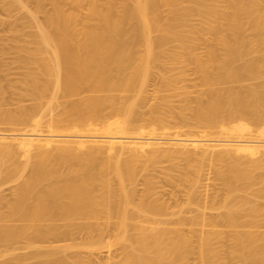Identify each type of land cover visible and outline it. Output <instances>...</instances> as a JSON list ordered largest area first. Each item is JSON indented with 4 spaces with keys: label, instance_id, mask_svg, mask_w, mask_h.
<instances>
[{
    "label": "bare ground",
    "instance_id": "6f19581e",
    "mask_svg": "<svg viewBox=\"0 0 264 264\" xmlns=\"http://www.w3.org/2000/svg\"><path fill=\"white\" fill-rule=\"evenodd\" d=\"M13 1L27 9L35 28L15 47L25 67L21 95L32 106L0 109V186L17 182L13 203L0 196V241L27 234L28 246L36 247L48 238L66 240L74 230L86 240L51 244L35 263L16 257L0 264H87L69 251L82 247L98 256L115 244L122 253L105 264H187L190 235L159 227L164 221L155 218L166 206L152 197L151 171L163 158L189 162L178 169V179L170 178L188 181L190 198L202 172L190 163L220 164L215 173L228 192L224 204L234 205L215 222L239 227L245 211L253 221L264 217L262 205L240 195L250 190L264 198L256 187L264 183L256 172L264 170V0H226V6L222 0H52L49 11L42 0H33V11L24 0ZM67 2L88 4L90 18L68 11ZM189 63L200 75L198 91L182 90ZM247 79L261 81L243 88ZM55 103L60 111L46 119ZM141 168L148 174L137 200L133 186ZM113 215L115 238L105 241L94 220L104 218L108 226ZM11 221L30 226L6 224ZM256 230L236 231L233 255L241 264H264V244L256 243L264 231ZM212 233L201 238L210 264L217 254Z\"/></svg>",
    "mask_w": 264,
    "mask_h": 264
},
{
    "label": "rangeland",
    "instance_id": "374dc122",
    "mask_svg": "<svg viewBox=\"0 0 264 264\" xmlns=\"http://www.w3.org/2000/svg\"><path fill=\"white\" fill-rule=\"evenodd\" d=\"M27 4L29 10H36L37 3L35 1L24 0ZM43 5H45L46 10L52 9V0H42ZM221 5L226 6L227 1L222 0ZM65 8L68 11H73L81 16V18H90L88 14V4H85L83 7L78 8L73 3L67 2L65 3ZM45 14L40 13L39 19L44 22L45 21ZM192 24L198 26L200 24L199 16H193ZM17 29L18 34H15V30ZM16 31V32H17ZM35 33L34 24L31 22L27 9L21 8L18 4H16L13 0H0V90L4 93H0V109L8 110L9 109L15 110L20 103L32 106V101L28 96H22V92L24 91V86L21 83L22 78L24 77L25 67L23 64L18 62L19 53L15 47L22 39H28V36ZM27 37V38H26ZM21 42V41H20ZM3 46V50L1 47ZM2 51V52H1ZM198 52L201 55L205 54V45L201 44L198 48ZM167 68H164L163 72H166ZM185 73L188 77V80L184 82L182 89L183 91H198L201 89L200 82V75L198 74L195 66L192 63H189L185 67ZM154 79H157L156 77ZM157 81V80H154ZM253 80L247 79L244 83L242 82L243 88L249 86H255L261 80ZM264 81V80H263ZM260 83V82H259ZM258 83V84H259ZM241 84V83H240ZM238 84V85H240ZM254 84V85H253ZM228 85H231L228 83ZM242 85L240 87H242ZM245 85V87H244ZM22 86V87H21ZM227 86V84H225ZM152 88V86H151ZM192 101H194V97L196 92L193 94ZM59 103L64 102L65 99H58ZM191 102V105H195L194 102ZM58 103V102H57ZM55 103V107L53 105V109L51 114L47 116L46 119H50L53 114L60 111L61 107L60 104L57 105ZM181 102L180 100H176L175 104L179 105ZM62 104V103H61ZM57 105V106H56ZM1 123V122H0ZM2 124V123H1ZM5 126L2 124V127ZM1 127V125H0ZM24 160V157H21ZM21 161V160H20ZM189 165V162L183 159H170V158H163L158 164L155 170L151 171L154 174L155 180V191L152 195L153 198L160 200L165 204H162L165 208L163 211H159L155 214V218L164 222H168L165 224L164 222L159 225V227H171V228H178L181 229L185 234L190 235L189 237L192 238V251L187 255L186 261L187 264H210L209 259V252L207 246L202 247L201 245V238L205 236V232L213 231L212 235H210V243L215 250L216 254V261L214 264H241L239 258H236L233 255L234 250L238 247L237 240L235 238L236 231L240 232H249L256 230L260 232L264 231V217L261 216L257 218V220L261 218L260 221L256 219L253 221V217L249 215V212L245 211L244 215L242 214V218L238 223L241 224L239 227L233 226L228 221H220L217 223L215 222V215L218 213H226L228 208L234 204H224L225 202L229 201L228 192L226 187L224 186L223 182L219 177L216 176V168L220 166L216 161H206L200 162L199 160H193L190 165L193 167H200L201 171L199 175V183L193 186L194 188V195L191 197L193 198V203L189 204V199L191 196V184L188 181H176L175 183L171 180L170 175L174 178L178 179V169L184 168ZM63 166V165H62ZM65 167V166H64ZM67 167V166H66ZM63 169V167L61 168ZM67 169V168H65ZM64 170V169H63ZM258 170V169H257ZM260 175L264 178V170L259 169ZM148 174L147 171L144 169H140L139 172V180L134 187L136 199L139 200L144 193L145 184L144 180L146 175ZM178 174V175H177ZM144 175V178H142ZM177 175V176H176ZM198 178V175L196 176ZM142 178V179H141ZM17 182L7 183L0 186V196H3L6 200V203H13L15 198V188ZM257 188L264 189V183L259 184L256 186ZM241 196H248L251 199L262 207H264V198H257L253 191L248 192H241ZM192 200V199H191ZM216 203V204H213ZM206 207H205V205ZM10 204H4L2 211H8V206ZM208 206V208H207ZM214 206V208H211ZM130 209H133L130 206ZM205 211V212H204ZM161 212V213H160ZM176 212V213H175ZM165 213V215H164ZM167 214V215H166ZM175 214V215H174ZM205 214L206 220H202L200 215ZM166 217V218H165ZM190 217H194L195 219L192 220ZM160 218V219H159ZM163 219V220H162ZM170 221H168V220ZM252 219V225L249 226V220ZM113 222H110V221ZM117 218L113 215V218L109 220V225L104 226L105 221L104 218L98 219L95 221V227L103 228L105 231V241H114L115 236V225L114 223ZM166 220V221H165ZM192 220L193 222H190ZM93 221V222H94ZM115 221V222H114ZM256 221V222H255ZM102 222V223H101ZM104 222V223H103ZM62 223V222H61ZM192 223V224H191ZM217 223V224H216ZM249 223V224H248ZM254 223H259L255 227H253ZM7 225H15V226H25L27 224L19 221H11L6 222ZM103 224V225H102ZM116 224V223H115ZM261 224V225H260ZM114 225V227H113ZM30 226V225H27ZM100 226V227H99ZM253 228H252V227ZM109 227V228H108ZM95 228V229H98ZM113 228L115 231H113ZM108 231H106V230ZM32 229H28L31 231ZM74 230V234L68 235L66 240L62 238V240L55 241L54 238H48L41 241H37L36 247H29L28 246V235L23 234L16 240H3L0 241V261L3 260H14L16 257H24L27 258L29 263L37 262V258H34L35 255L41 254H48L51 252L49 245H61V244H68V243H77L86 240V235L79 234V230ZM114 234H112L111 233ZM110 232V233H109ZM203 232V235L201 234ZM112 234V235H110ZM207 236V235H206ZM205 236V237H206ZM258 245L264 244L263 239H259L256 242ZM105 251V252H104ZM101 254L97 255H89L88 251L82 247H77L71 249L69 252L74 255L73 253L77 252L80 253V256L84 259V261L88 262L87 264H105L108 261L111 263L114 260H117L121 255V248L119 244H115L112 248L110 253L105 249ZM110 257H109V256ZM111 258V259H110ZM107 261V262H105ZM110 263V264H111Z\"/></svg>",
    "mask_w": 264,
    "mask_h": 264
}]
</instances>
